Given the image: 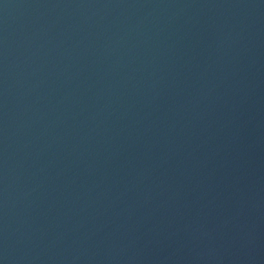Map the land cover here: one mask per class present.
Segmentation results:
<instances>
[{"label":"water","instance_id":"95a60500","mask_svg":"<svg viewBox=\"0 0 264 264\" xmlns=\"http://www.w3.org/2000/svg\"><path fill=\"white\" fill-rule=\"evenodd\" d=\"M0 264H264V0H0Z\"/></svg>","mask_w":264,"mask_h":264}]
</instances>
